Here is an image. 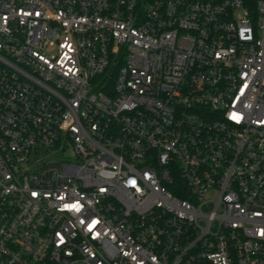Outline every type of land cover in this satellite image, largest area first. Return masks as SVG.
Masks as SVG:
<instances>
[{"label":"built area","instance_id":"obj_1","mask_svg":"<svg viewBox=\"0 0 264 264\" xmlns=\"http://www.w3.org/2000/svg\"><path fill=\"white\" fill-rule=\"evenodd\" d=\"M0 264H264V0H0Z\"/></svg>","mask_w":264,"mask_h":264},{"label":"rangeland","instance_id":"obj_2","mask_svg":"<svg viewBox=\"0 0 264 264\" xmlns=\"http://www.w3.org/2000/svg\"><path fill=\"white\" fill-rule=\"evenodd\" d=\"M69 156H70L69 154H66V157H69ZM47 158H48L47 155L44 154L42 156H38L36 160H45Z\"/></svg>","mask_w":264,"mask_h":264}]
</instances>
